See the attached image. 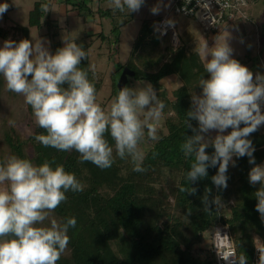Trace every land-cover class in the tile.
Wrapping results in <instances>:
<instances>
[{"label": "clouds", "instance_id": "1", "mask_svg": "<svg viewBox=\"0 0 264 264\" xmlns=\"http://www.w3.org/2000/svg\"><path fill=\"white\" fill-rule=\"evenodd\" d=\"M144 3L145 0H109V7L114 12L129 14L138 12ZM197 3L204 9L209 8V4L201 0ZM8 8V3H0V17ZM159 10L157 5L150 11L157 14ZM41 11L47 13L49 5L42 4ZM165 24L174 27L170 19ZM227 40L228 37L218 43L216 38L211 48L205 41L195 49L204 61L209 78L199 80L202 93L192 96V107L186 116L198 122V129L192 128L186 119V126L192 128L194 135L185 136L180 150L186 159L194 157L186 173L188 182L195 183L206 177L207 169L218 165L212 182L220 189L228 186L226 173L230 163L235 166L233 156H247L249 163L255 165L248 174L249 183L260 184L254 193L255 208L264 222V165L255 164V148L248 139L264 125L261 112L264 75L257 73L254 79L248 67L232 58L233 49ZM63 43L55 54H51L40 39L34 43L27 39L18 43L5 40L0 48V76L7 90L23 96L25 103L31 106L35 124L46 132L35 135V140L59 151L75 150L80 163L91 162L100 169H107L114 163L107 133L115 142L116 156L130 157L133 171L145 172L142 167L145 152L140 145L145 137L159 140L157 133L164 102L151 84H141L121 88L107 109L101 107L94 83L80 67L81 61L87 59L86 50L66 37ZM65 84L67 87H63ZM9 123L14 124L11 120ZM229 128L230 133L223 134ZM212 130L218 134L206 138L204 134ZM210 145L214 147L212 155L206 153ZM54 163L45 160L37 166L15 155L0 163V264H57L66 251L70 243L68 231L76 226V218L69 217L60 223L50 214L67 200L68 191L80 192L84 186L74 173L66 171L62 164L53 167ZM179 190L190 194L197 191L194 187ZM205 192L202 198L205 211L212 204L218 209L223 207L219 196L210 201L211 190ZM46 220L50 221L49 226L44 224ZM9 234L16 238H9ZM214 236L222 240L229 238L222 236L219 230ZM253 242L259 253L258 264H264V242L259 238H254ZM218 256L228 264H246L247 260L234 250H218Z\"/></svg>", "mask_w": 264, "mask_h": 264}, {"label": "trees", "instance_id": "2", "mask_svg": "<svg viewBox=\"0 0 264 264\" xmlns=\"http://www.w3.org/2000/svg\"><path fill=\"white\" fill-rule=\"evenodd\" d=\"M64 3L80 11L85 10L88 5L85 0H64ZM42 4H44L42 1L35 3L29 15L28 27L18 23L7 27L0 26V38L18 43L23 39H29L30 27L46 26L47 34L54 40L52 53L55 54L56 50L62 47L61 41L57 40L61 29L49 18L48 12L41 11ZM89 12L92 14L91 10ZM96 13L101 19L111 17V10L97 9ZM159 19L156 23L149 21L143 23L132 47L130 63L128 65L118 63L116 70L117 73L125 67L130 68L135 72L133 78L151 82L155 90L161 87L160 81L166 77L175 76L180 80V85L172 90L173 99L165 95L160 97L165 104L163 114L166 116L167 133L159 134V140L153 142L146 154L142 164L145 172H135L131 168L125 173L126 170H123L115 160L107 169H100L91 162L80 163L79 153L75 150L59 151L36 141L35 135L46 134L45 130L36 124L29 136H20L16 126L18 119L16 110L22 108L25 101L23 96L7 90L5 81L0 76V123L8 131L0 134V143L4 142L8 146L11 155L29 159L37 166L45 160L55 161L53 167L62 164L65 170L74 173L84 186L80 192L68 191L67 200L52 212L61 223L66 222L69 217H75L77 221L76 226L69 228L68 231L70 243L67 248L70 257L61 256L57 264H212L214 259L211 252L206 253L203 250L197 252L193 249V244L209 240L214 227L218 224L229 228L237 254L247 257L246 264L252 263L254 238L264 242V222L256 211L257 200L254 196L260 184L249 183L248 174L255 165L249 163L247 156L242 158L233 156L235 166L231 163L229 165L226 173L229 187L226 189L217 188L212 182V177L217 174L218 165L209 167L208 175L195 183L186 179V173L190 170L194 157L186 159L180 145L186 137L194 135L192 128L198 129V122L187 118L186 115L192 107V96L202 93V88L198 85L199 80L208 79L209 74L205 72L204 61L195 49L188 52L186 46L182 44L175 50L171 37L161 36L156 31ZM96 39L100 41L99 50L104 44H112V40L118 49L119 26H113L109 32L104 30L88 32L74 40L87 52V59L81 61L80 67L88 72V78L94 83L98 94L100 83L94 78L93 70L90 68V49ZM108 53L113 54L111 51ZM25 105L31 113V106L26 103ZM186 119L192 128L186 126ZM10 120L14 124H10ZM106 139L110 146L115 148V142L110 134L106 133ZM248 139L255 148L253 153L255 164L262 165L264 134L257 130ZM26 143L33 148L31 158H28L23 150ZM206 153L212 155L214 147L210 145L206 148ZM4 160L5 153L0 151V163ZM164 169L180 175L175 200L176 206L181 208L187 217L180 219L168 214L162 224L158 222L161 217L158 202L161 199L159 195L156 196V190L148 180L153 179V175ZM181 187H194L197 191L195 194L184 193L179 190ZM206 189L211 190L210 201L216 196L226 201L234 199L235 205L229 217L219 216L215 204L205 211L202 198L206 194Z\"/></svg>", "mask_w": 264, "mask_h": 264}, {"label": "rangeland", "instance_id": "3", "mask_svg": "<svg viewBox=\"0 0 264 264\" xmlns=\"http://www.w3.org/2000/svg\"><path fill=\"white\" fill-rule=\"evenodd\" d=\"M37 1L49 3L50 0H1L0 3H8L9 8L6 13L0 17V25L4 26L6 24H10L11 22H17L28 27L30 12L34 8V5ZM85 1L88 5L83 11H80L77 8L72 9V6L70 7V10L67 11L66 3L52 4V21L53 23L58 24L59 27L61 26L60 29L62 31V35L59 36V39L57 40L61 41L62 47L64 46V37L70 40H75L78 37L86 35L88 33L89 26L91 27L90 23L92 22L93 30L97 31L100 29L109 32L113 26H119L120 41L118 49H116L117 44H115L112 40V44H104L103 48L99 50L98 45L100 39L98 37L97 39L99 40L96 39V42L90 49V65L94 66V68L91 69L93 70L94 78L100 83V91L97 94V102L105 109H107L111 100L117 95L119 91V76L126 68L125 67L116 73L117 65L118 63L123 65H128L130 63L129 57L141 26L146 21L156 23L159 18L166 14H169L170 18L175 23L179 34H181V30L184 29L186 21L191 24V28L189 30L192 39L189 40L188 38L180 35L182 43L179 45V47L183 44L186 46L188 52H192L205 41L208 47L211 48L215 46L216 38L218 43H223L225 38L228 37L227 42L233 49L232 58L238 60L242 65L248 67L249 70L253 72L254 79L257 73L264 75V0L253 1V3L244 8L245 15L243 14L240 19H237L234 23H228L224 25L220 29L219 33L208 36H205L202 33L201 28L195 19L173 14V12L170 11L174 0H145V3L138 12H132L129 14H127V11L121 13L119 10H116L114 12L112 8L109 7V0ZM157 5H159L160 10L157 14H153L150 10L152 7ZM49 7L51 6L49 5ZM97 9L111 10V17L101 19V16L96 13ZM89 10L92 11V14L89 12ZM4 19L6 20L4 21ZM46 31L47 30L45 28L30 27L28 40L32 41L33 43L36 39L44 41L45 47H47L50 53L53 54L52 42L54 40L51 39L49 35H47ZM3 43L4 40L0 38V48L3 47ZM172 46L175 50L179 48L175 47L173 43ZM109 51L113 52V54L110 55L108 53ZM210 58L211 57L209 56L208 59ZM141 84L152 85L151 82L146 80H137L133 77L128 78L127 87L135 88ZM160 85L161 87L159 89H154L158 98L161 100L160 97L165 95L167 98L173 99L171 95L172 90L180 85V80L175 76H169L162 79L160 81ZM3 100H5V97ZM18 111L16 110L18 117L16 122L17 130H19L18 133L22 137H27L32 133L33 127L35 125L33 113L28 112V108L26 107L25 103L22 108L18 109ZM165 120L166 116L163 114L158 127V136L159 134L167 133ZM243 126L244 125L241 124V127ZM258 130L261 134H264V125H261ZM3 131L8 132L7 129L3 127L2 123H0L1 135ZM230 131L231 128L227 129L223 134L227 135L230 133ZM217 134V131L212 130L204 135L206 138H209L215 137ZM153 142L154 141L148 140L147 137H145V140L141 143L140 147L145 152V156L149 152ZM23 150L28 158L33 157V148L29 143H26L23 146ZM0 151L5 153V159H7L9 156H12L8 146L4 142L0 143ZM113 157L115 162L123 170H126L125 173H127V170L133 168L130 157L126 159H120L118 156H116L115 148H113ZM262 165H264V163ZM179 178L180 175L178 173L164 169L153 175V179H150V181L148 180V183H150L151 186L156 190V196L159 195L161 199V201L158 202V210L161 214L158 222L162 223L166 221V216L168 214H173L175 217L180 219H186L187 217L183 214V210L176 206L175 191L179 182ZM221 203L223 207L218 209L219 216L229 217L231 215L232 207L235 205L234 199L232 198L228 201L221 199ZM50 217L55 218L58 222H60V219L57 218L53 213L50 214ZM44 224L49 226L50 221L46 220ZM193 249L197 252L200 250H203L206 253L210 252L211 237L209 240L204 242L193 244ZM62 256L70 257V251L68 248L62 254ZM255 257L256 247L251 264H253Z\"/></svg>", "mask_w": 264, "mask_h": 264}, {"label": "built area", "instance_id": "4", "mask_svg": "<svg viewBox=\"0 0 264 264\" xmlns=\"http://www.w3.org/2000/svg\"><path fill=\"white\" fill-rule=\"evenodd\" d=\"M253 1L255 0H219V3H217L216 0H201L202 3L209 4V8L204 9L197 3V0H174L170 11L173 12V14L195 19L203 31V34L208 36L219 33L220 29L224 25L234 23L240 16L243 15L244 8ZM224 4L231 6L221 7V5ZM169 19L172 20L169 14L162 16L157 23L156 31L160 35L161 32L165 33L161 36H170L171 42L175 45V47H178L181 44L180 34L175 23L174 27H170L165 24V21ZM261 112L264 113V104H261ZM216 230H219L222 236L226 235L229 238H225L223 240L217 238L214 236ZM218 250L221 252H231L234 250L237 254L229 228L221 224L214 227L211 235L210 252L214 259L212 264H228L227 261L218 256ZM258 260L259 253L256 249V257L253 264H258Z\"/></svg>", "mask_w": 264, "mask_h": 264}, {"label": "crops", "instance_id": "5", "mask_svg": "<svg viewBox=\"0 0 264 264\" xmlns=\"http://www.w3.org/2000/svg\"><path fill=\"white\" fill-rule=\"evenodd\" d=\"M92 1V0H91ZM44 4H49L51 7H49V11H48V15H49V18L52 20V4H54V3H64V0H50L49 1V3L47 2H44V1H42ZM253 3V2H252ZM251 4V3H250ZM249 4V5H250ZM249 5H247V6H249ZM246 6V7H247ZM70 7L71 6H66V8H67V11H69L70 10ZM72 9H74L73 7H72ZM258 9V8H257ZM76 13H78V12H76ZM243 14H244V12H243ZM245 15V14H244ZM243 16V15H242ZM242 16H240L239 17V19L242 17ZM248 18V17H247ZM6 19H4V21H5ZM15 23H17V22H11L10 24H6V25H4V26H1V27H7V26H9V25H11V24H15ZM95 23V22H94ZM186 24H185V26H184V29L183 30H181V34L180 35H182V36H184L185 38H188L189 40H191L192 38H191V33H190V28H191V24H189L187 21L185 22ZM19 24V23H18ZM91 24V27L89 26V30H88V32H96L97 30H93V23H90ZM41 28H45L46 30H47V28H46V26H44V27H41ZM60 28H61V26H60ZM100 30V29H99ZM202 31V30H201ZM62 32V31H61ZM46 33H48V31H46ZM202 33H203V31H202ZM48 35V34H47ZM62 34L60 33V35L59 36H61ZM206 36V35H205ZM79 38V37H78ZM77 39V38H76ZM259 39V38H258ZM74 41V40H73Z\"/></svg>", "mask_w": 264, "mask_h": 264}, {"label": "water", "instance_id": "6", "mask_svg": "<svg viewBox=\"0 0 264 264\" xmlns=\"http://www.w3.org/2000/svg\"><path fill=\"white\" fill-rule=\"evenodd\" d=\"M135 72L130 68L126 67L125 70L121 73L118 80V88L119 90L125 86H127L128 78L134 77ZM9 238H16L14 234H9Z\"/></svg>", "mask_w": 264, "mask_h": 264}]
</instances>
